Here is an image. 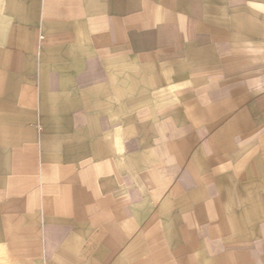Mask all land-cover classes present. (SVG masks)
Listing matches in <instances>:
<instances>
[{"label":"crops","instance_id":"crops-1","mask_svg":"<svg viewBox=\"0 0 264 264\" xmlns=\"http://www.w3.org/2000/svg\"><path fill=\"white\" fill-rule=\"evenodd\" d=\"M0 264H264V0H0Z\"/></svg>","mask_w":264,"mask_h":264}]
</instances>
